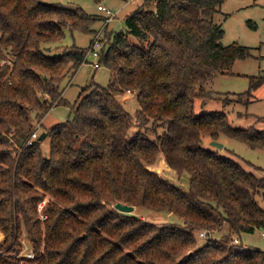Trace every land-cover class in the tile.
I'll return each instance as SVG.
<instances>
[{"label":"trees","instance_id":"1","mask_svg":"<svg viewBox=\"0 0 264 264\" xmlns=\"http://www.w3.org/2000/svg\"><path fill=\"white\" fill-rule=\"evenodd\" d=\"M50 1L0 0V264H264L263 251L232 243L233 234L264 227L256 197L264 178L201 146L223 133L264 149V131L234 127L221 111L198 114L194 105L212 98L205 85L215 73L252 56L247 46L220 42L224 30L212 16L223 0H145L129 12L124 28L101 42L107 85L81 89L72 117L46 131L44 156L41 141L25 145L31 118L70 105L59 83L86 62V50L53 57L42 47L66 30L92 33L99 20ZM262 83L251 77L248 91ZM126 92L136 94L134 114L117 99ZM149 120L165 127L155 140L143 131ZM116 202L174 214L182 224L157 225L117 211ZM223 224L227 234L197 245L193 230ZM24 232L33 260L13 257Z\"/></svg>","mask_w":264,"mask_h":264},{"label":"rangeland","instance_id":"2","mask_svg":"<svg viewBox=\"0 0 264 264\" xmlns=\"http://www.w3.org/2000/svg\"><path fill=\"white\" fill-rule=\"evenodd\" d=\"M145 0L136 3L124 5L123 0H103L95 2L93 0H52L50 2L59 4L68 8L81 7L87 13L96 14L97 20L94 24L92 33H83L73 31L69 33L66 30L64 38L55 41L42 47L45 55L58 57L64 50L72 46H79L87 50L94 34L99 33L100 41L104 42V35L110 32H116L124 28L125 16L138 7ZM102 4L108 7L113 17L107 24H103L104 12L97 10V5ZM142 4V3H141ZM153 9V6H148ZM212 19L215 23L220 24L224 30L223 37L220 42L223 45L238 43L247 46L252 54L251 57L237 60L232 66L231 72L215 73L212 79L205 85L206 89L212 96L207 101L195 100L194 105L198 114L208 113L213 111L224 112L229 120V123L237 128L254 127L256 130L264 131V83L249 92V84L251 77H260L264 79V0H223L218 10L213 14ZM130 41L136 43V39L130 36ZM95 58L88 54L86 62H83L80 67L73 71L66 69L64 76L59 83L62 98L70 105H57L52 107L45 116L39 121L32 117L31 122L34 125L33 131L38 133L46 132L50 127L64 122L72 117L71 106L77 100V97L82 88L91 89L92 83H97L101 86H106L109 80L110 71L103 64L99 68L93 66ZM10 62L9 60L7 61ZM117 99L122 103L123 107L131 114L139 109V104L136 99L135 92H126L118 96ZM144 133L148 138L155 140L156 135L163 133L165 127L158 124L152 125V121L142 124ZM136 128H134L135 130ZM32 131V132H33ZM12 132L8 133V140L12 139ZM31 132V133H32ZM28 139V138H27ZM213 140L205 136L202 138L201 146L210 150L217 151L221 156L229 157L237 161L242 167L249 172H252L259 178H264V149L250 148L245 143L234 138L220 133L216 142L221 144V148L212 144ZM49 137L41 141L42 153L44 156L49 152ZM25 145L27 146L26 142ZM160 166L158 163L156 166ZM159 172L167 174L164 169H159ZM167 176V175H166ZM173 179H175L173 177ZM188 183L187 174H183L179 178V185L186 187ZM264 188L256 195L261 205H264L263 196ZM48 197H45L40 203L45 204ZM39 203V204H40ZM37 212L40 217V212L37 207ZM133 214L140 216L142 219L162 225L166 223H179L182 221L174 214L165 212H154L144 208H135ZM41 218V217H40ZM1 231V230H0ZM205 232L208 237L219 239L227 234V224H223L220 231L212 232L206 229L193 230V235L198 246L203 245L208 237H201L199 234ZM264 227L255 228L252 233L233 234V239H237V243L243 244L244 248L259 249L264 252ZM2 234V237H1ZM4 234L0 233V244L3 242ZM22 250L13 257L27 258L23 254L33 252L30 244L27 241L25 232L21 237ZM34 257V258H35ZM33 258V259H34ZM29 259V258H27ZM29 259V260H33ZM20 261V260H19ZM20 264H38L36 261L27 262L21 260Z\"/></svg>","mask_w":264,"mask_h":264},{"label":"built area","instance_id":"3","mask_svg":"<svg viewBox=\"0 0 264 264\" xmlns=\"http://www.w3.org/2000/svg\"><path fill=\"white\" fill-rule=\"evenodd\" d=\"M97 10L99 12H104L102 15H104V21H103V24H107L111 18L113 17V13L112 11L108 8V7H105L104 5L102 4H98L97 5ZM102 49V43L100 41V36H99V33L97 34H94L91 42H90V46H88L86 52H85V55L87 56L88 54H91L94 58H95V61L93 62V66L95 68H98L100 67V63L98 62V58L100 56V51ZM39 135L40 133L36 132V131H33L30 136L28 137V139L26 140V144L27 146L31 145L33 142L35 141H38V138H39ZM44 204H39L38 205V210L40 212V219L41 220H44L46 218V215H44L42 213V207H43ZM1 233V231H0ZM201 237H208V235L204 232H201L199 234ZM262 235H264V232L262 233ZM1 237H2V234H1ZM233 242L234 243H237V239L234 238L233 239ZM25 257L29 258V259H33L35 257L34 253L33 252H26L23 254Z\"/></svg>","mask_w":264,"mask_h":264},{"label":"water","instance_id":"4","mask_svg":"<svg viewBox=\"0 0 264 264\" xmlns=\"http://www.w3.org/2000/svg\"><path fill=\"white\" fill-rule=\"evenodd\" d=\"M47 137V133L46 132H42L40 135H39V138H38V141H42L44 138ZM212 144L214 146H217V147H222L221 144H219L218 142H216V140H213L212 141ZM113 207L119 211V212H122V213H128V214H131L135 207L132 206V205H128V204H122L120 202H116Z\"/></svg>","mask_w":264,"mask_h":264},{"label":"crops","instance_id":"5","mask_svg":"<svg viewBox=\"0 0 264 264\" xmlns=\"http://www.w3.org/2000/svg\"><path fill=\"white\" fill-rule=\"evenodd\" d=\"M124 1V5H128L129 3L131 4V3H138L137 2V0H123ZM138 1H141V0H138ZM141 3H143V2H141ZM141 3H139V4H141ZM99 68V67H98ZM97 69V68H96Z\"/></svg>","mask_w":264,"mask_h":264}]
</instances>
